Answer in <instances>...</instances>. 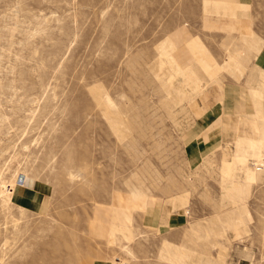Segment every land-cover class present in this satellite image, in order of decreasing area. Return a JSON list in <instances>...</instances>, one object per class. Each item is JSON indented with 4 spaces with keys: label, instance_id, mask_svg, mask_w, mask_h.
Instances as JSON below:
<instances>
[{
    "label": "rangeland",
    "instance_id": "obj_1",
    "mask_svg": "<svg viewBox=\"0 0 264 264\" xmlns=\"http://www.w3.org/2000/svg\"><path fill=\"white\" fill-rule=\"evenodd\" d=\"M0 264H264V0H0Z\"/></svg>",
    "mask_w": 264,
    "mask_h": 264
}]
</instances>
